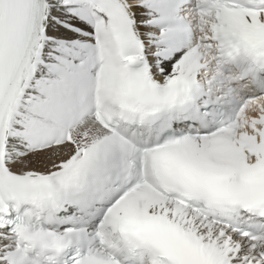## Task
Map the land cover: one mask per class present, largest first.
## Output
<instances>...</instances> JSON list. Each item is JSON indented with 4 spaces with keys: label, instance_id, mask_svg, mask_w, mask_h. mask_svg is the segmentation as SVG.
I'll list each match as a JSON object with an SVG mask.
<instances>
[{
    "label": "snow or ice",
    "instance_id": "snow-or-ice-1",
    "mask_svg": "<svg viewBox=\"0 0 264 264\" xmlns=\"http://www.w3.org/2000/svg\"><path fill=\"white\" fill-rule=\"evenodd\" d=\"M0 264H264V0H0Z\"/></svg>",
    "mask_w": 264,
    "mask_h": 264
}]
</instances>
